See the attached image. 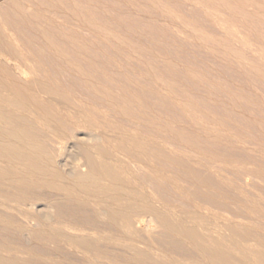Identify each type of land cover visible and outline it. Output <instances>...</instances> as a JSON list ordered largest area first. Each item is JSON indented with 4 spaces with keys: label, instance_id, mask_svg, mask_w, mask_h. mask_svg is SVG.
Returning <instances> with one entry per match:
<instances>
[{
    "label": "rangeland",
    "instance_id": "374dc122",
    "mask_svg": "<svg viewBox=\"0 0 264 264\" xmlns=\"http://www.w3.org/2000/svg\"><path fill=\"white\" fill-rule=\"evenodd\" d=\"M0 28L4 39L11 38L8 42L0 35L1 60H10L8 52L17 45V56L28 60L23 73L39 78L43 71L40 78L51 79L46 85L59 93L60 98L54 93L59 102L73 99L59 104L53 98L55 105L67 109L68 104L73 111L87 98L83 106L89 114L82 107L81 115L74 111L72 116L93 121L76 118L83 132L107 139L99 141L104 155L110 152L112 167L121 170L113 168L117 177L125 176L118 178L121 195L113 205L100 193L96 196V206L104 205L105 211L95 215L97 222L95 205L94 210L79 197L63 198L40 186L35 176L28 181L36 186L13 189L9 175L1 172L0 264H215L213 249L224 250L231 264H264V0H0ZM74 102L79 105L72 108ZM1 106V111L8 108ZM89 107L95 108L93 120ZM6 112L15 116L8 123L17 120L32 133L38 129L33 134L45 131L50 120L35 109ZM10 191L16 197H8ZM20 198L53 205L58 212L52 206L45 223L34 210L28 213ZM62 199L71 201L69 206ZM127 209L136 212H129L128 220ZM116 212L133 223L131 230L122 227ZM61 214H66L65 223ZM134 217L141 219L134 222ZM176 227L181 233L187 228L185 235Z\"/></svg>",
    "mask_w": 264,
    "mask_h": 264
},
{
    "label": "bare ground",
    "instance_id": "6f19581e",
    "mask_svg": "<svg viewBox=\"0 0 264 264\" xmlns=\"http://www.w3.org/2000/svg\"><path fill=\"white\" fill-rule=\"evenodd\" d=\"M2 25V24H1ZM3 26V25H2ZM3 28V27H2ZM0 30H1V28H0ZM2 32L3 31H1L0 32V35L2 34ZM2 36H3V34H2ZM2 36H0V37H2ZM5 37H6V34H5ZM9 36L7 35V37L6 38H8ZM10 38V37H9ZM2 39H4V36H3V38ZM4 40H6V41H10L11 40V38H10V40H8V39H4ZM1 43V42H0ZM11 43V42H10ZM14 45V44H13ZM17 46V45H16ZM15 46V48L13 47H11L13 50H17V47ZM6 47V46H5ZM9 47V48H8ZM6 48H8V50L10 49V46H7ZM1 50H2V48H0ZM12 49H10L11 50V52H8L9 53V58H10V60L8 59V61L7 62H5V61H3V60H1L0 59V105H3V106H5V107H8L7 108V110L6 111H8V109L9 108H12V110L13 109H16V110H18V111H20V112H25V114L28 112V110H30L31 111V109H32V112H33V109H35V110H38L41 114H44V115H47V116H49L50 117V120H48V122L46 123V125H45V128L43 129V130H45V131H41L40 133H37V134H33L34 132H35V130H38V129H35L34 128V132L32 133V132H30V130L29 129H26V128H24L21 124H18V122H17V120H16V122L14 123V124H10V123H8V121H14L15 120V116H13L11 113H9V112H6V111H1V109H0V173L1 172H3V173H6L7 175H9L8 177V179H7V181H8V184L10 185V187L11 188H13V189H20V188H26L25 186H30L31 184H36V183H31L30 181H28V179L29 178H31V177H29V176H35L36 177V179H38V182H40V186H44L45 188H49V189H51L52 191H54V192H56V193H61V194H63V198L65 197L64 196V194L67 196H71V197H79V198H81V199H83L84 201H87V202H85L86 204H90L91 206H92V208H93V206L95 205H97V201H96V196L100 193L101 195H103L102 197L103 198H105V202H108V201H110V200H112V205H113V203L117 200V198H118V196H119V194L121 195V192H119V188H120V186L122 185H120V183L119 182H121L120 180H119V182H118V178L120 177H117V174L114 172V170H113V168L115 169V166L114 165H116V164H113V167H112V163H111V161H112V159H110V156L109 155H107V154H109L110 152H106V155H104L105 153V149H103V147H101L100 146V144H101V142H100V144H99V141H100V139L102 138V136H100V135H102V134H99L98 136L96 135V134H94V132L93 133H91V132H83V130H81L79 127H80V125H78V124H81L82 125V121H79V120H81V119H83V121H89V120H85V118L86 119H89L87 116L84 118L83 116H82V118H80L79 116L78 117H73L72 115L74 114V116H76L75 115V113L76 114H78V113H80V112H78V111H83V109H84V113L86 112V107L85 106H83V104L85 105L86 104V102L88 101L87 100V98L85 97V100H86V102H84L83 100H82V98H80V96H78V95H80V94H76L77 95V97H79L83 102V104H81V103H79L78 105L80 106V109H79V107L77 108V110H76V108H75V110L73 109V111L72 110H70L69 109V105L68 104H66V106H68V108L67 109H63L62 107L60 108V106L58 105V103L60 104V102L61 101H63V100H60V102H59V99H57L56 97H55V92H53V93H51V91H50V88L52 87H48V85H46L47 84V81L49 82L50 80H47V81H45L44 82V79H42V78H40V76L41 75H43L42 74V72H41V75L39 76V78L38 77H36V75L34 76V75H32L31 73V75L30 74H27V73H23V71L22 70H24V69H21L22 68V66L24 65H26V64H28V60L26 59V55H25V57H23V56H17V54L19 55V51L16 53V54H14L13 52L14 51H12ZM15 50V51H16ZM6 52V51H5ZM2 53V52H1ZM13 53V54H12ZM3 54V53H2ZM2 54L0 55V56H2ZM6 55V59H7V53H5ZM4 55V54H3ZM10 55H13V56H11V57H13V58H11L10 57ZM14 55L16 56V57H14ZM29 55V54H28ZM27 55V56H28ZM4 56V57H5ZM31 56V55H30ZM29 57V56H28ZM27 57V58H28ZM5 60V59H4ZM31 61H29V62H32V59H30ZM40 60V59H39ZM63 61V60H62ZM40 62H41V60H40ZM40 62L38 63L39 65H41L42 64V62H41V64H40ZM68 62V61H67ZM34 64V63H33ZM36 64V63H35ZM64 64V63H63ZM71 64V63H70ZM66 65H67V63H66ZM74 65V64H73ZM27 66V65H26ZM25 66V67H26ZM31 66H33L32 64L31 65H29V67H31ZM36 66V65H35ZM69 66V65H68ZM28 67V66H27ZM64 67H66V66H64ZM73 68V67H72ZM30 69V68H29ZM28 69V70H29ZM34 69H36V67H34ZM68 69V68H67ZM37 70V69H36ZM74 71H75V68L73 69ZM25 72H26V69L24 70ZM30 71V70H29ZM65 71V70H64ZM28 72V71H27ZM66 72V71H65ZM68 72V71H67ZM66 72V73H67ZM72 72V71H71ZM77 72V71H76ZM80 72V71H79ZM29 73V72H28ZM46 73V72H45ZM78 74V73H77ZM83 74V73H82ZM46 75V74H45ZM44 75V76H45ZM78 76V75H77ZM42 77V76H41ZM85 78V77H84ZM47 79V78H46ZM89 79V78H88ZM87 80V79H86ZM86 80H84V81H86ZM87 82V81H86ZM86 82H85V84H86ZM54 83V82H53ZM50 84V83H49ZM89 84V83H88ZM53 85V84H52ZM57 85V84H56ZM90 85V84H89ZM89 85H87V86H89ZM60 85H58V87H59ZM92 85H90L89 87H91ZM56 87V86H55ZM54 88V87H53ZM53 88H51V89H53ZM91 89H92V87H91ZM59 90L60 89H56V92L58 91L59 92ZM62 90V89H61ZM52 91H54V90H52ZM100 91H102V90H100ZM63 90H62V95L64 96L65 94H63ZM66 92V91H65ZM64 92V93H65ZM55 93V94H54ZM59 93H57L56 95H58ZM101 94H102V92H101ZM68 95H69V93H68ZM73 95V94H72ZM82 95V94H81ZM63 96H61V97H63ZM69 96H71V94L69 95ZM57 97H59V95L57 96ZM67 97V94H66V96H64V98L63 99H65ZM71 97H73V96H71ZM75 97V96H74ZM73 97V98H74ZM76 97V98H77ZM53 98H56V99H54V100H56V102H58L56 105H58V106H56L55 105V101L54 100H52ZM60 98V97H59ZM84 98V97H83ZM69 99H70V97H69ZM80 99H77V100H74V101H79ZM66 100V99H65ZM63 101V102H66L67 100H68V97H67V100L66 101ZM73 100V99H72ZM71 99L70 100H68V102L70 101V103L71 102H73ZM80 100V101H81ZM103 100V99H102ZM67 103V102H66ZM69 103V104H70ZM75 103H77V102H74V104H72L73 106H72V108L73 107H76V106H78V105H76ZM88 103H90V102H88ZM61 104H62V102H61ZM105 104V103H104ZM64 105H65V103H64ZM63 105V106H64ZM82 105V106H81ZM87 105V104H86ZM3 106H1V107H3ZM102 106H103V104H102ZM82 107H84L82 110H81V108ZM105 107V106H104ZM103 107V108H104ZM70 108H71V105H70ZM71 108V109H72ZM106 108V107H105ZM5 109V108H4ZM69 109V110H68ZM79 109V110H78ZM89 109H90V111L89 112H91V115L93 114V112H95L94 110H95V108L93 109V111H92V109L89 107ZM88 109V110H89ZM97 110V109H96ZM99 110V109H98ZM103 110V109H102ZM74 111H76L75 113H73ZM107 111V110H106ZM11 112V111H10ZM82 112V113H83ZM102 112V111H101ZM100 112V113H101ZM105 112V111H104ZM13 113V112H12ZM34 113V112H33ZM87 113V112H86ZM107 113V112H106ZM17 115L19 114V112H17L16 113ZM24 114V113H23ZM89 113H87V115H88ZM103 114V113H102ZM108 114V113H107ZM19 115H21V114H19ZM36 115V114H35ZM80 115H81V113H80ZM84 115H86V114H84ZM94 115V114H93ZM93 115H92V119H90V120H93L94 118H93ZM95 115H97L96 113H95ZM100 115V114H99ZM26 116V115H25ZM34 116V115H33ZM36 116H38V115H36ZM105 116V115H104ZM22 117V116H21ZM21 117H19V119L20 120H22V118ZM29 117H31V116H29L28 115V118ZM40 116H38V118L37 117H35V118H37V120H39L40 118H39ZM90 117V116H89ZM97 117V116H96ZM103 117V116H102ZM28 118H25V121L24 122H26L27 120V122L29 123L30 121H29V119ZM43 118H44V116H43ZM43 118H41L43 121H45ZM79 119L78 121L80 122V123H77L76 122V120L77 119ZM34 119V118H33ZM103 119H104V117H103ZM24 120V119H23ZM22 120V121H23ZM42 120H39V121H41V122H43ZM36 121V120H35ZM34 122V121H33ZM33 122H31L32 124H35V123H33ZM86 122V123H87ZM89 122H91V121H89ZM95 122V121H94ZM91 123H93V121L91 122ZM96 123V122H95ZM95 123L93 124L94 126H95ZM6 124H10V125H12V126H10V127H6L7 125ZM38 124V123H37ZM39 124H40V122H39ZM42 124V123H41ZM44 124V123H43ZM88 124V123H87ZM6 125V126H5ZM36 125V124H35ZM35 125H34V127H35ZM67 125H68V127L70 128V129H67ZM84 125V127L86 126L85 124H83ZM28 126V125H27ZM66 126V127H65ZM88 126V125H87ZM91 126H92V124H91ZM37 127V126H36ZM41 127H42V125H41ZM99 127V125L97 126V124H96V127H94V128H98ZM31 128H32V126H31ZM37 128H39V127H37ZM90 128V127H89ZM92 128V127H91ZM93 128V129H94ZM100 128V127H99ZM85 131V130H84ZM93 131V130H92ZM97 132V131H96ZM98 134V133H97ZM43 135H45V138H47V139H49V141L50 142H52V144H54L55 146H52L50 143H48V141L46 142L45 140H43V138H44V136ZM101 137V138H100ZM105 138V137H104ZM104 138H102L103 140H104ZM105 140L107 141V139L105 138ZM102 141V140H101ZM105 143V144H104ZM103 144L104 145H108V144H106L107 142H104ZM108 143H109V141H108ZM102 145V144H101ZM103 145V146H104ZM141 145V143H138V146H140ZM120 146V145H119ZM105 147V146H104ZM106 147H111L110 146V143H109V145L108 146H106ZM124 147V146H123ZM142 147V146H141ZM120 148V147H119ZM55 149V150H54ZM107 149V148H106ZM116 149V148H115ZM120 150V149H119ZM122 151V150H121ZM139 154V153H138ZM101 156H104V157H106V158H108L109 157V160H110V162L108 161L107 162V160H106V158L105 159H102L101 158ZM151 158V157H150ZM114 160V159H113ZM79 161H82V164H79ZM114 162V161H113ZM116 162V161H115ZM119 162V161H118ZM117 162V163H118ZM111 163V164H110ZM119 165H121V163H119ZM128 165V164H127ZM122 167V168H121ZM120 168L121 169H123V166L121 165L120 166ZM117 169H118V166H117ZM117 169H115V171H118ZM125 169V168H124ZM162 170V169H161ZM121 171V170H120ZM120 171H118V172H120ZM124 173V172H123ZM122 172H121V177L120 178H122V177H125V176H123L122 174H123ZM134 173V172H133ZM168 173V172H167ZM5 175V174H4ZM6 175V176H7ZM119 175H120V173H119ZM29 177V178H28ZM25 179H27V180H25ZM124 179V178H123ZM30 180V179H29ZM125 180H127L128 182H129V180L126 178V179H124V181ZM33 181V180H32ZM45 181H48L49 183H47V182H45ZM126 181V184L128 183ZM131 181V180H130ZM123 182V181H122ZM4 182H2V184H3ZM106 183H108L107 184V186L105 185ZM117 183L120 185L119 187L117 186ZM125 183V182H124ZM123 183V185L124 186H126V187H128L127 185H125ZM4 185V184H3ZM37 185V184H36ZM35 185V186H36ZM110 185V186H109ZM129 185V184H128ZM146 185V184H145ZM9 187V186H8ZM39 187V186H38ZM130 187V186H129ZM23 188V189H24ZM27 188H29V187H27ZM123 188H125V187H123ZM146 188H147V185H146ZM3 188H1V190H2ZM10 189V188H9ZM120 189H122V188H120ZM7 190V189H6ZM5 190V191H6ZM25 190V189H24ZM24 190H23V192H24ZM27 190V189H26ZM29 190H31L32 191V188H30V189H28L27 190V192L29 191ZM39 190H40V187H39ZM38 190V191H39ZM47 190V189H46ZM127 190V189H126ZM128 190H131V189H129L128 188ZM148 190V189H147ZM4 191V190H3ZM4 191V192H5ZM134 191V190H133ZM10 192H12V191H10ZM27 192H25V193H27ZM30 192V191H29ZM28 192V194H30ZM40 192V191H39ZM151 192H153V191H151ZM48 193H49V191H48ZM131 193V196H132V191L130 192ZM6 194H7V192H6ZM13 194H16V193H11V194H9L10 196H8V197H12V195ZM22 194H24V193H22ZM35 194H36V192H35ZM42 193H40V195H41ZM4 195L5 194H3V196L2 197H4ZM18 195V194H17ZM26 194H24V195H22V196H25ZM50 195H51V193H50ZM133 195H134V193H133ZM140 195H141V193H140ZM138 196V197H141V196ZM14 196V195H13ZM29 196V195H28ZM42 196V195H41ZM58 196V195H57ZM62 196V195H61ZM100 196V195H99ZM98 196V197H99ZM136 196V195H135ZM145 196V195H144ZM153 196V195H152ZM6 197V196H5ZM7 197V199H9ZM14 197H16V196H14ZM12 198V199H17V198ZM21 197V196H20ZM32 197V196H31ZM37 197H38V195H37ZM48 197V196H47ZM133 197V196H132ZM137 197V198H138ZM146 197V196H145ZM53 198V197H52ZM62 198V197H61ZM61 198H60V200H61ZM67 198V197H66ZM70 198V197H69ZM68 198V199H69ZM122 198H124V197H122ZM121 198V199H122ZM144 198V197H143ZM142 198V199H143ZM2 199V198H1ZM6 199V200H7ZM71 199H73V203H74V198H71ZM70 199V200H71ZM99 199H100V197H99ZM145 199V198H144ZM149 199V198H148ZM20 201H22V205L24 206V209H27L28 210V213H32V210H34V213H36L42 220H44L45 221V223H48L49 221H50V218H51V213H52V210H53V207L51 206V205H47V204H39V202L38 203H36V202H34V201H31V200H28V199H23V198H20L19 199ZM34 200V199H33ZM44 200H45V197H44ZM50 200V199H49ZM58 200V199H57ZM59 200V201H60ZM63 200V199H62ZM102 199H100V201H101ZM115 200V201H114ZM118 200H120L119 198H118ZM117 200V201H118ZM125 200V199H124ZM124 200H121V201H119V202H121L120 203V206H122V201L124 202ZM1 201H3V200H1ZM0 201V202H1ZM8 201V200H7ZM10 201V200H9ZM52 201H53V199H52ZM64 201V203L66 204L67 203V205L69 204V203H71V201L69 202L67 199H66V202H65V200H63ZM78 201V200H77ZM76 201V202H77ZM99 201V200H98ZM143 201H145V200H143ZM43 202H45V201H43ZM42 202V203H43ZM56 202V201H55ZM55 202H51V203H55ZM62 202V201H61ZM61 202H59V203H61ZM81 202H83V201H80V203ZM135 202V201H134ZM9 203V202H8ZM46 203V202H45ZM63 203V202H62ZM63 203V204H64ZM72 203V207H74L73 205L75 204H73ZM99 203V202H98ZM104 203V202H103ZM141 203H142V200H141ZM162 203V202H161ZM1 204H3V203H1ZM10 205H11V202L9 203ZM8 204V205H9ZM48 204H50V203H48ZM55 204H58V202L57 203H55ZM77 204H78V202H77ZM77 204H75V206L77 205ZM106 204V203H105ZM127 204H129V203H126V205ZM150 204V203H149ZM160 204V203H159ZM12 205H13V202H12ZM11 205V206H12ZM67 205H65V206H67ZM83 205V204H82ZM109 205V204H108ZM117 205H119V204H117ZM125 205V206H126ZM133 205H134V203H133ZM4 205H1V208L3 207ZM10 206V207H11ZM57 206V205H56ZM63 206V205H62ZM69 206V205H68ZM71 206V205H70ZM124 206V207H125ZM128 206H130V205H128ZM136 206V205H135ZM134 206V207H135ZM141 206V205H140ZM143 206V205H142ZM5 207V206H4ZM110 207H112L111 205H110ZM117 208H118V206H116ZM123 207V206H122ZM131 207V206H130ZM137 207V206H136ZM136 207H135V209H136ZM146 207V206H145ZM14 208V207H13ZM22 208V207H21ZM60 209L62 208L61 207V205H60V207H59ZM64 208V207H63ZM67 207H65L64 209H66ZM69 208V210L71 209L70 207H68ZM96 208H98V209H96V211L94 212V215L93 216H95V215H101V214H104V205H103V208H101V207H98V206H96ZM106 208H109V207H106ZM115 208V207H114ZM144 208V207H143ZM3 209H5L6 210V207L5 208H3ZM15 210L17 209V208H14ZM29 209H32L30 212H29ZM56 209V210H55ZM94 210H95V208H93ZM92 209V210H93ZM110 209V208H109ZM119 209V208H118ZM140 209V208H139ZM152 209V208H151ZM13 210V209H12ZM54 210L55 211H57L58 212V209H57V207L55 208L54 207ZM63 210V209H62ZM61 210V211H62ZM67 210V209H66ZM97 210H98V212H97ZM129 209H127L126 211H125V213L128 211ZM138 209H136V211H137ZM144 210V209H143ZM148 210L149 211H151L150 209H149V206H148ZM152 210H154V209H152ZM9 211H10V209H9ZM19 211H21V210H19ZM108 211V210H107ZM114 211H117V210H114ZM154 211H156V210H154ZM18 212V211H17ZM26 212L27 211H25V213L24 214H26ZM97 212V214H95ZM111 212H113V210H111ZM118 212L120 213L121 211H119L118 210ZM129 212H130V215H133L134 213H136V212H134V210L133 211H128L127 213H128V216L126 217L127 218V220L130 218V217H132V216H130L129 217ZM153 212V211H152ZM151 212V213H152ZM20 213V212H19ZM28 213H27V215H28ZM32 214V215H34L35 216V218H37V216L35 215V214ZM61 213V212H60ZM60 213H56V212H53V214H55L54 216H58L59 217V215H57V214H60ZM65 213V212H64ZM99 213V214H98ZM122 213V212H121ZM124 213V212H123ZM122 213V214H123ZM131 213H133V214H131ZM155 214L157 213V212H154ZM159 213V212H158ZM158 213H157V215H158ZM1 214V213H0ZM29 214V216H32V215H30ZM52 214V215H53ZM108 214V213H107ZM112 214V213H111ZM115 214V213H114ZM116 214H117V212H116ZM116 214H115V217H118V214H117V216H116ZM17 215V214H16ZM19 215V214H18ZM26 215V216H27ZM105 215V214H104ZM120 215V214H119ZM123 215H125V214H123ZM127 215V214H126ZM125 215V216H126ZM136 216H137V214H135ZM134 215V216H135ZM140 215V214H139ZM152 215H153V213H152ZM159 215H160V213H159ZM11 216V215H10ZM13 216H14V214H13ZM53 216V217H54ZM60 216H63L62 217V220L64 219V220H66L64 217H66V214H65V216H64V214H61ZM67 216H70V215H67ZM121 217H122V215H120ZM119 216V217H120ZM161 216V215H160ZM1 217V216H0ZM7 217V216H6ZM16 217H18L19 218V216H16ZM58 217H56V218H58ZM115 217H113L112 219H114ZM118 217V218H119ZM120 217V218H121ZM129 217V218H128ZM139 217V216H138ZM138 217H136L137 219H141V218H138ZM142 217V216H141ZM155 217H158V216H155ZM161 217H163V216H161ZM165 217V216H164ZM169 217V216H168ZM26 218H30V217H26ZM40 218H39V220H40ZM70 219H71V217H69ZM69 218L67 219V220H69ZM95 219L97 218L96 216L94 217ZM100 218V216L98 217V219ZM108 218V217H107ZM109 218H110V216H109ZM126 218H125V220H126ZM135 218V217H134ZM136 218L134 219V222H135V220H136ZM150 218H151V216H150ZM160 218V217H159ZM7 219V218H6ZM5 219V220H6ZM38 219V218H37ZM61 220V218H58V220ZM106 219V218H105ZM111 219V220H112ZM116 219V218H115ZM122 219V218H121ZM121 219L118 221V222H120L121 221ZM165 218H163L162 219V221L161 222H163V220H164ZM169 219V218H168ZM21 220V219H20ZM30 221H32V220H35V219H29ZM28 220V222L30 223V221ZM52 220V219H51ZM63 220V221H64ZM123 220L124 219H122V227L124 226V225H126V229H128V226H130V225H132V224H130V221H129V223H126L125 222V220H124V222H125V224H123L124 222H123ZM44 221H43V223H40V224H45L44 223ZM72 222H74L73 224H75V221H73V219L71 220ZM78 221V220H77ZM96 221H97V219H96ZM98 221H100V220H98ZM97 221V222H98ZM114 221H116V220H114ZM131 221H132V218H131ZM6 222V221H5ZM28 222H27V224H28ZM40 222H41V220H40ZM58 222V221H57ZM56 222V223H57ZM67 222V221H66ZM69 222V221H68ZM72 222H71V224H69V223H67L68 224V226H70V225H72ZM81 222V221H80ZM102 222V221H101ZM100 222V223H101ZM117 222V221H116ZM0 223H1V221H0ZM32 223H33V221H32ZM31 223V224H32ZM35 223V222H34ZM51 223V222H50ZM54 223V222H53ZM55 223V224H56ZM63 223V222H62ZM64 223H65V221H64ZM79 223V222H78ZM83 223H85V222H83ZM96 223V222H95ZM137 223L139 224V221H137ZM31 224H29V225H31ZM37 224V223H36ZM58 224H60L61 226H63V225H65V224H61L60 223V221L58 222ZM77 224V223H76ZM80 224V225H79ZM78 225L79 226H86L88 223L86 222V224L85 225H81V223H79ZM130 224V225H129ZM136 223H134V225H135ZM137 224V225H138ZM142 224V223H141ZM147 224V223H146ZM2 225H3V223H2ZM39 225V224H38ZM37 225V226H38ZM54 225V224H53ZM52 225V226H53ZM77 225V226H78ZM96 226H97V223L95 224ZM140 225V224H139ZM4 226L6 227V225L4 224ZM27 226V225H26ZM32 226V225H31ZM34 226V225H33ZM32 226V227H33ZM36 226V227H37ZM42 226H44V225H42ZM42 226H41V228H42ZM66 227H67V225H65ZM98 226H99V224H98ZM117 226V225H116ZM140 226H142V225H140ZM174 226H176V225H174ZM3 227V226H2ZM39 227H40V225H39ZM39 227L37 228V230L39 229ZM55 227H56V225L54 226V229H55ZM60 227V226H59ZM58 227V228H59ZM65 227V229H67ZM73 226H71V228H72ZM75 228H76V225L74 226ZM87 227V226H86ZM85 227V228H86ZM131 227V226H130ZM181 227H183V226H181ZM212 227V226H211ZM23 228V227H22ZM25 228V227H24ZM45 228H46V225H45ZM78 228V227H77ZM84 228V227H83ZM84 228V229H85ZM97 228V227H96ZM134 230H135V227H132ZM177 228H179V227H176V229ZM191 228V227H190ZM190 228H188V229H190ZM4 229V228H3ZM36 229V228H35ZM48 229V231H50L49 229V227L47 228ZM56 229H57V227H56ZM56 229L55 230H53V227H52V230H53V232L54 231H56ZM60 229H61V227H60ZM62 229H64L63 227H62ZM79 229L81 230V228L79 227ZM78 229V230H79ZM83 229V230H84ZM91 229H94L95 230V227H93V228H91ZM130 230H131V228H129ZM128 229V230H129ZM166 229H168V228H166ZM173 229V228H172ZM176 229H174V230H176ZM187 228H185V229H183L184 230V232L183 233H181L178 229V231H179V233H181V235L182 234H184L185 235V230H186ZM230 229V228H229ZM26 229H24L23 231H25ZM40 230V229H39ZM68 230V229H67ZM144 230V229H143ZM182 230V229H181ZM65 231V233H66V230H64ZM63 231V232H64ZM93 231V230H92ZM96 231V230H95ZM170 231V230H169ZM172 231V230H171ZM42 232H45V231H42ZM57 232V231H56ZM58 232H60L59 230H58ZM71 234H72V231H69ZM79 232V231H78ZM196 232V231H195ZM25 233V232H24ZM23 233V234H24ZM35 233H37V232H35ZM60 233H62V230H61V232ZM69 233V234H70ZM143 233V232H142ZM188 233V232H187ZM200 233H202V232H200ZM200 233H198V234H200ZM33 234H34V232H33ZM37 234H39V233H37ZM66 234H68V232L66 233ZM163 234H165V233H163ZM176 234V233H175ZM177 234H178V232H177ZM190 234V233H189ZM189 234H187L188 236H190ZM203 234V233H202ZM25 235H27V234H25ZM24 235V236H25ZM130 235V234H129ZM180 234H178V236H179ZM180 235V236H181ZM183 235V236H184ZM204 235H205V233H204ZM188 236H186L185 238L186 239H189V237ZM193 237H195V238H197L196 236L197 235H192ZM133 238V237H132ZM184 238V239H185ZM192 238V237H191ZM208 238V237H207ZM119 239V238H118ZM154 239V238H153ZM193 239V238H192ZM192 239H190L191 240V242H192ZM198 239V238H197ZM24 240H25V238H24ZM138 240H140V239H138ZM195 240V239H194ZM194 240H193V242H194ZM215 240V239H214ZM26 241V240H25ZM158 241H159V239H158ZM189 241V240H188ZM196 241V240H195ZM199 242H200V240H198ZM203 241V240H202ZM208 241H210V240H208ZM207 241V242H208ZM218 241V240H217ZM163 242V241H162ZM190 242V241H189ZM197 242V241H196ZM195 242V243H196ZM205 242V241H204ZM23 243H24V241H23ZM27 243H28V241H27ZM26 243V244H27ZM194 243V244H195ZM170 244V243H169ZM180 244V243H179ZM219 244V243H218ZM196 245H197V247L199 246V244H197L196 243ZM195 245V246H196ZM201 245H203V243H201ZM207 245V244H206ZM213 245V244H212ZM216 245V244H215ZM220 245V244H219ZM204 246V245H203ZM214 246V245H213ZM217 246V245H216ZM145 247V246H144ZM182 247V246H181ZM199 248V247H198ZM214 248V247H213ZM212 248V249H213ZM218 248H219V246H218ZM217 248V249H218ZM221 248V247H220ZM224 248V247H223ZM200 249H201V247H200ZM202 249H203V247H202ZM210 249V248H209ZM216 250V249H215ZM214 249H213V253L211 252L212 250L210 249V251L209 252H211L212 253V256L214 257V259H216L217 260V262L219 263H221V264H231V262H228L227 261V257L225 256L226 254H224L223 253V251H215ZM220 250V249H219ZM205 251V249H203V252ZM207 251V252H208ZM202 252V251H201ZM144 253V252H143ZM145 254V253H144ZM202 254V253H201ZM207 253L205 252V255H206ZM203 255V254H202ZM1 257H2V254L0 255ZM4 256V255H3ZM204 256V255H203ZM207 256V255H206ZM192 257V256H191ZM7 258V257H6ZM10 258V257H9ZM208 258H209V256H208ZM212 258V257H211ZM232 258V257H231ZM1 260H2V258H0ZM5 259V258H4ZM179 259V258H178ZM193 259V258H192ZM198 259V258H197ZM15 259H13V261H14ZM165 260V259H164ZM229 260V259H228ZM241 260V259H240ZM12 261V262H13ZM191 261V260H190ZM230 261V260H229ZM4 262H6V261H4ZM212 262V261H211ZM214 262H215V260H214ZM215 263V264H218V263ZM3 264V263H2ZM10 264V263H9ZM13 264H14V262H13ZM214 264V263H213ZM232 264H234V263H232Z\"/></svg>",
    "mask_w": 264,
    "mask_h": 264
}]
</instances>
